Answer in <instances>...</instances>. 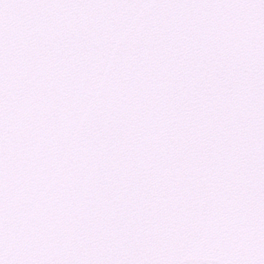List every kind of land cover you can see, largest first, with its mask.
Listing matches in <instances>:
<instances>
[{"label":"snow or ice","instance_id":"6c2138e0","mask_svg":"<svg viewBox=\"0 0 264 264\" xmlns=\"http://www.w3.org/2000/svg\"><path fill=\"white\" fill-rule=\"evenodd\" d=\"M0 264H264V0H0Z\"/></svg>","mask_w":264,"mask_h":264}]
</instances>
